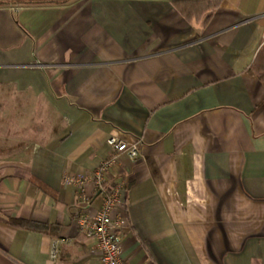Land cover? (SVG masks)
Segmentation results:
<instances>
[{
	"label": "crops",
	"instance_id": "crops-1",
	"mask_svg": "<svg viewBox=\"0 0 264 264\" xmlns=\"http://www.w3.org/2000/svg\"><path fill=\"white\" fill-rule=\"evenodd\" d=\"M28 1L0 0V264H100L63 178L111 135L140 140L106 175L123 256L264 264V0L190 18L175 0Z\"/></svg>",
	"mask_w": 264,
	"mask_h": 264
},
{
	"label": "built area",
	"instance_id": "built-area-1",
	"mask_svg": "<svg viewBox=\"0 0 264 264\" xmlns=\"http://www.w3.org/2000/svg\"><path fill=\"white\" fill-rule=\"evenodd\" d=\"M111 152L94 170L88 173L66 174L65 184L75 187L78 208L75 222L86 237L94 238L100 250V264H134L123 256L126 203L122 196L123 182L107 180L111 168L121 163L126 156L136 161L140 156V140H126L117 135L108 138ZM92 186L93 194L89 191ZM95 195L102 198L100 207L94 209ZM135 264H146L139 262Z\"/></svg>",
	"mask_w": 264,
	"mask_h": 264
},
{
	"label": "trees",
	"instance_id": "trees-1",
	"mask_svg": "<svg viewBox=\"0 0 264 264\" xmlns=\"http://www.w3.org/2000/svg\"><path fill=\"white\" fill-rule=\"evenodd\" d=\"M68 0H29L28 3H37V2H67ZM206 2L204 0H175L174 4L180 8L182 13L187 17L190 18L192 15H198L196 9L199 6L204 5ZM199 9V8H198ZM210 16V15H209ZM260 80L264 84V72L259 74ZM30 181L33 183H38V179L35 177H30ZM12 222L16 225L24 224L20 220H12ZM41 228V227H39Z\"/></svg>",
	"mask_w": 264,
	"mask_h": 264
}]
</instances>
